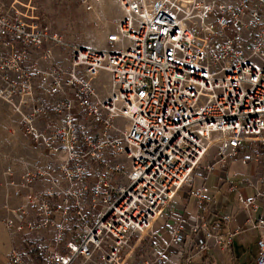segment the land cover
<instances>
[{"label":"built area","instance_id":"obj_1","mask_svg":"<svg viewBox=\"0 0 264 264\" xmlns=\"http://www.w3.org/2000/svg\"><path fill=\"white\" fill-rule=\"evenodd\" d=\"M117 2L109 45L94 49L63 45L31 7L0 0V100L39 151L10 184L13 242L0 264H166L142 245L157 228L135 247L138 233L183 189L203 212L208 190L194 176L244 146L253 192L235 195L264 228V0ZM201 220L171 231L181 264L236 235ZM256 245L264 264V239Z\"/></svg>","mask_w":264,"mask_h":264},{"label":"crops","instance_id":"obj_2","mask_svg":"<svg viewBox=\"0 0 264 264\" xmlns=\"http://www.w3.org/2000/svg\"><path fill=\"white\" fill-rule=\"evenodd\" d=\"M252 151V147H242L237 156L228 157L224 163L216 164L205 180L200 176L205 173V169H200L198 175L194 176L193 189H199L202 186L207 188L204 211H197L190 190H180L157 219L156 233L151 239L142 243L146 252L153 253L160 249L164 251L166 264H181L177 247L171 242V231L179 228L186 232L192 226L200 224L201 219L204 218L209 220L208 229L212 234L223 238L229 233H236V235L231 238L229 245H215L211 240L209 250L192 257L193 264H255L258 254L256 242L262 238L254 240L246 236L248 226L251 230L257 229H252L246 221L249 210L238 203L235 195L237 191L246 198L253 192L252 184L256 169L252 163L248 162ZM211 213L214 214L211 215ZM223 216L229 217L230 220H224ZM193 236L194 234L190 232L187 235L186 250ZM147 243L149 247L146 246ZM142 251L144 250L138 251L139 257ZM89 264L100 263L97 258H94ZM136 264H140V258Z\"/></svg>","mask_w":264,"mask_h":264},{"label":"rangeland","instance_id":"obj_3","mask_svg":"<svg viewBox=\"0 0 264 264\" xmlns=\"http://www.w3.org/2000/svg\"><path fill=\"white\" fill-rule=\"evenodd\" d=\"M17 1L33 9L34 21L39 28H48L52 38L57 37L68 46L107 48V37L115 32V23L122 17L117 0ZM26 8L23 10H28ZM38 156V149L23 135L9 104L0 100V260L13 242L11 232L5 228L6 220L12 218L17 205L10 184L18 180L21 173L33 169ZM246 236L254 240L264 239V229L251 230L248 226ZM146 246L149 247V243Z\"/></svg>","mask_w":264,"mask_h":264},{"label":"bare ground","instance_id":"obj_4","mask_svg":"<svg viewBox=\"0 0 264 264\" xmlns=\"http://www.w3.org/2000/svg\"><path fill=\"white\" fill-rule=\"evenodd\" d=\"M210 148V145H207L206 147H204L203 152L200 154L199 158H198V162L201 161V159L204 157L205 153L208 151V149ZM157 218L152 217L148 224L145 225L140 232L137 235V239H136V245L135 247H138L140 245V243L142 242V240L147 237L149 235L150 231L156 230L157 227Z\"/></svg>","mask_w":264,"mask_h":264}]
</instances>
